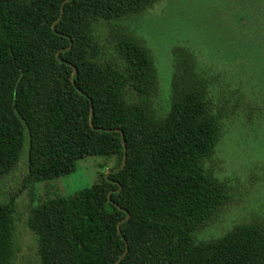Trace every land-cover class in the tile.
<instances>
[{"label": "trees", "instance_id": "obj_1", "mask_svg": "<svg viewBox=\"0 0 264 264\" xmlns=\"http://www.w3.org/2000/svg\"><path fill=\"white\" fill-rule=\"evenodd\" d=\"M158 1L0 0V180L27 140L23 189L88 157L119 159L91 188L32 208L40 264H264V223L195 240L229 199L205 168L221 126L196 56L177 48L165 116L152 108L157 70L141 42L123 33L117 57H103L97 26ZM16 206L15 195L0 206V264L14 262Z\"/></svg>", "mask_w": 264, "mask_h": 264}, {"label": "rangeland", "instance_id": "obj_2", "mask_svg": "<svg viewBox=\"0 0 264 264\" xmlns=\"http://www.w3.org/2000/svg\"><path fill=\"white\" fill-rule=\"evenodd\" d=\"M96 33L106 59L117 57L123 33L146 47L157 70L152 108L159 116L171 107L177 48L196 56L208 80L221 137L205 168L227 186L229 199L195 240H217L238 225L264 223V0H159L142 13L99 24ZM28 152L27 140L15 171L0 180V206L16 196L13 264L41 263L38 239L28 226L34 206L91 188L119 162L88 157L69 176L23 189Z\"/></svg>", "mask_w": 264, "mask_h": 264}, {"label": "water", "instance_id": "obj_3", "mask_svg": "<svg viewBox=\"0 0 264 264\" xmlns=\"http://www.w3.org/2000/svg\"><path fill=\"white\" fill-rule=\"evenodd\" d=\"M75 77V73H74V75H73V78ZM92 103V102H91ZM92 114H93V107H92ZM125 154H126V149H125ZM125 163H126V155H125V159H124V163H123V165H125Z\"/></svg>", "mask_w": 264, "mask_h": 264}]
</instances>
